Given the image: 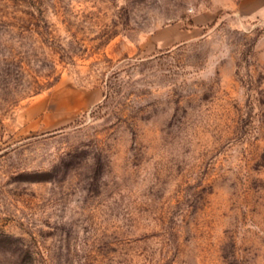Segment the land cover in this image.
Here are the masks:
<instances>
[{
    "label": "rangeland",
    "instance_id": "obj_1",
    "mask_svg": "<svg viewBox=\"0 0 264 264\" xmlns=\"http://www.w3.org/2000/svg\"><path fill=\"white\" fill-rule=\"evenodd\" d=\"M0 264H264V0H0Z\"/></svg>",
    "mask_w": 264,
    "mask_h": 264
},
{
    "label": "crops",
    "instance_id": "obj_2",
    "mask_svg": "<svg viewBox=\"0 0 264 264\" xmlns=\"http://www.w3.org/2000/svg\"><path fill=\"white\" fill-rule=\"evenodd\" d=\"M199 24L201 23H198L195 26L189 28H179L174 41L192 40L201 36L202 28Z\"/></svg>",
    "mask_w": 264,
    "mask_h": 264
}]
</instances>
